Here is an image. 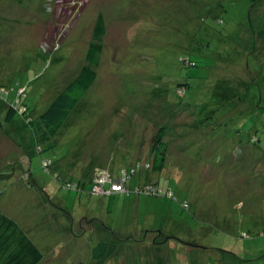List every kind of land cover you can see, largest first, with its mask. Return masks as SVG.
Listing matches in <instances>:
<instances>
[{
	"label": "rangeland",
	"instance_id": "obj_1",
	"mask_svg": "<svg viewBox=\"0 0 264 264\" xmlns=\"http://www.w3.org/2000/svg\"><path fill=\"white\" fill-rule=\"evenodd\" d=\"M119 1L121 0H103L101 4V0H0V32L2 30L0 35H3L2 39L0 38V86L14 85L17 82H21L27 88L28 98L25 102L27 105L33 107L35 105L39 106L47 93L50 101L48 100V103L41 106V108L46 109L60 92L59 90L54 94V88L49 85L68 64H70L68 69H72V66L70 53L66 52V50H58L55 55L51 56L52 62L50 65H47V68L44 69L47 55L44 53L43 48L53 50L56 44H63L65 42L63 49H66L70 43L69 39L81 35L78 39L75 38L73 40L72 45L76 46V50L72 58L75 61V59L83 57L79 49L85 50L87 37L88 41L91 39L95 25L94 21L101 10L100 6L108 9L109 14H111L110 17L117 16L116 9L119 8L117 6ZM127 1L133 6L125 10L124 15L119 18L121 23L113 25L111 31L113 36L111 35L107 38L110 47H107L103 55V64H101L97 82L95 81L88 92V96L83 99L82 104L80 103V112L85 114L84 112L87 111V115H83V118H86V122L84 121V123L86 124L88 120L94 121L93 129L102 127L104 122L108 120L112 123L110 126L114 125L111 128V132L114 131L113 134L115 133L116 139L118 135L120 137L129 135L130 137H139V140H142V138L150 140L153 131L158 127L166 128L171 135L177 126L173 122L170 123L171 114L163 110L166 108V105H162L163 108L161 110L163 111L154 113L153 106L160 104L159 101L161 99L156 97L157 100L151 101L147 96H141L140 100L137 101V98L140 94L146 93L145 91L150 92L152 90L154 83L156 84V77L165 80L169 79L171 73L177 72L178 67L180 68L179 59L181 55L192 53L195 60L197 59L195 53L199 55L203 53L204 57L201 56L199 60H195L198 62V66L191 69L190 74V69L187 70L181 66L184 70L181 73L183 77L196 76L200 79L197 83L198 86L196 85L195 92L191 95L188 93L184 98V102L187 105L189 104L188 106L193 104L195 100L199 102V98L207 94L204 93L206 90H203V85H209L208 80L211 77L216 79V76L212 74V69L205 70V68L213 66L215 62L217 64L218 61L215 60L216 53H219L221 49L223 50L221 55H223L226 52L224 46L238 45L239 38L242 47L240 48L241 53L235 54L239 59L238 63L246 64L248 58L250 64L249 70L251 73H254V76H249L247 82L251 81L254 86L252 88L256 89H259L262 83L264 84V82L259 80L261 73H258L264 72V69L260 67V64L264 62V51L250 50L253 34L249 28L251 20L256 27L264 28V1L261 4L253 5L247 0H218L224 10L219 19L220 22L206 23L202 30L194 34L198 41L205 42L207 46L202 50L193 52L190 48H186L184 44H180L179 47L167 46L165 43L153 45V42L156 40L154 36L143 37L144 33L143 35L137 34V31L144 28V25L132 28L136 19L133 16L134 8L138 22L150 21L153 31L159 32L161 31V27L167 30L168 26L171 29L174 27L177 19V27L169 31L171 33L170 39H173L177 43L180 41V38L186 35L187 29L185 27L183 30L178 28V25L183 23L180 17L184 15L178 17L175 14L172 16L168 13L174 9L171 6L175 1L179 5L177 6L179 11L186 9L184 0H168L167 3L165 0L162 8H158L160 6L159 2L157 4L152 3L153 7H145L148 9L146 11L143 7L144 13H141L142 2L144 0H136L138 2V9L137 2H134V0ZM216 1L212 0V2ZM189 3L190 0H188L187 6H189ZM169 7H171L168 9L169 12H166ZM123 28H125L124 33L126 32V35L123 34L122 36ZM85 34L88 36L86 37ZM136 35L138 36L135 37ZM174 35L177 37L176 39ZM117 38L127 48L126 52L121 50V45L119 46L120 51L114 49L113 44ZM167 41L170 42V40ZM148 43L153 46L154 55L152 58H149V54L146 51V56L144 54L138 55L136 50L140 49L143 52L144 48L146 50L145 46ZM129 47L131 48L129 49ZM167 47H170V49ZM68 48L67 50L69 51L71 47ZM242 48L245 51L250 50L249 53H244ZM169 51H172L173 54ZM237 65L242 68V64ZM154 67L156 72L154 71ZM102 71H107L108 75H111V79L106 74H102ZM41 73L42 75H40ZM223 73L224 76L229 75L228 72ZM37 75L40 76L37 77ZM104 77L106 80H109L107 81L108 83L104 82ZM73 78L74 76L70 78V81ZM53 83L51 84L52 86ZM157 85L161 86L162 84L158 83ZM192 97H195V99L193 100ZM122 100L125 103H122ZM223 101L220 100L218 102V114L213 121L211 120L212 124L220 125V131H226L231 137L235 136L236 138L225 142V144H228L226 150L229 152L223 151L221 152L222 156L218 155L220 158L218 168L210 166V164H213L212 159L209 163L206 162L207 158L210 157V153L213 154L215 151V148L208 149L203 145L202 148L197 150L196 158V145L194 146L196 141L193 139V135L191 137L188 133L189 125L183 126L180 138L173 136L170 140L172 146L171 153L175 155L170 158L172 167H169L160 177L162 187L171 188L178 195L179 201H174L170 198H157L156 211L154 204L151 206V204L143 202L140 210H144V212H140L142 216L138 218H141L140 221L144 219L138 224V226H141L147 225L150 221L159 224L161 219L165 217L162 220L164 233L174 235L181 242L191 241L189 245L201 246L208 244L212 250H204L202 252L199 249L200 247L192 248L189 246L185 248L194 249L192 255L188 254L187 250H185L181 254L171 251L170 256L166 250L162 257L161 263L163 264H189L190 260L191 264H264V217H262L264 215V159L260 160V156V162H252L245 159L242 162V170L236 166L240 163L239 159H241V155L236 156L237 153H235L238 148L236 147L238 140H244L247 132L251 129V125L248 126V124L252 123V121L257 122L256 124L258 125L263 124L264 110L261 111L263 114V119L261 120L254 113L252 109L254 107L250 103L251 101L249 102L248 100L247 112L251 109L253 113L251 115L245 113L243 117L240 113L242 108H234L226 103L227 101ZM234 102L235 100H231V103ZM255 102L256 106H258L260 100L257 99ZM89 106H92V110L89 109ZM261 107L264 108V102ZM77 117L80 118L78 115ZM97 119H100V121L96 123ZM242 120L246 123L243 126H239L243 122ZM206 124L208 125V123ZM3 125L6 128V124ZM33 136L34 132L29 128V130L25 129L24 131L23 137L25 140L21 136L13 135L9 136L8 139L15 143H22L23 147L33 148L31 149L32 151L36 144L35 138H33L34 143L31 141V137ZM120 137L118 138L119 143L115 142V150L119 154H122L123 144L120 142ZM263 138L264 135L258 134L256 143L260 141V147L263 148L264 152ZM61 140L65 142L63 145V142L60 145H55L54 150H45L41 155L39 153L31 154L29 151L30 159H28V163L32 161L31 167L34 170V175L42 174V170L44 171L41 164V156L45 158L54 157L59 152L61 155H64V153L77 150L75 140L71 136L69 138L65 136ZM173 147L179 149V152L175 151ZM145 149L148 151L147 147L140 149L143 151V156L147 155ZM26 150L28 149L25 148ZM115 150L114 153H116ZM1 152L0 146V154ZM54 152L55 154H53ZM2 157L4 156L2 155ZM13 157H15L13 162H16L19 155L6 154V159L0 160L10 161L11 159L9 158ZM24 162L20 161L16 163L17 165L13 167L14 172L17 170L18 164H20L18 166V169H20ZM198 168L202 175L199 174L197 177V173L195 172H197L196 169L198 170ZM216 170L220 173L215 172ZM224 170H228L229 173H225ZM230 170L238 175V179L227 176L231 173ZM14 175L12 184L18 181L19 172H16ZM152 176H154V179H157L160 175L153 174ZM44 177L46 176L44 175ZM226 178L230 181H225ZM222 179L224 181H221ZM49 181L48 179V184H50ZM221 183H229L228 187L224 188L227 192L237 185L242 196H236V191H234L233 198L224 199L222 207L220 206L215 209L217 204L214 202L213 192L211 191H214L215 195L218 193L223 198L227 196ZM134 184L137 183L135 182ZM31 192L34 193V190L32 189ZM75 195H77V192H74L68 198L67 203L63 204V209H56L50 202L45 204L46 207L53 209L54 220L56 218V223L53 227H47V229L52 228L49 236L51 240H59L50 244L52 247L46 249L49 251L46 253L50 254L48 264H78L75 259L85 255L89 245H92L93 242H96V240L103 236L118 240L120 238L118 235H121L119 233L126 234L125 232L131 230L130 223L134 225L132 219L138 217L135 206H131L128 203L137 199L138 196L136 194L130 197L116 195L111 200L110 206L108 205V199H101V206L96 207L98 206L96 205L93 208L90 206L91 210L87 213L76 202ZM83 197H85V200L82 203H92V200L95 198V196L92 197L87 194H83ZM181 200L188 201L191 204V208L183 209L180 207L179 203ZM17 202H19V210H16L15 213L17 215H24L25 210L22 208V202L19 201V198L11 201L13 205H17ZM88 207L89 205H87ZM65 211L71 212L74 219H76L75 216L77 214L81 216L86 215V224L79 221V219L80 227H78V222H76L74 223L75 227L73 229L71 227V230H69L70 219L68 215H65ZM153 213L155 214L153 215ZM146 214H150V216L144 218L143 216ZM166 214H170L173 221ZM93 218L96 220H93ZM44 220L48 224L51 218L45 217ZM91 220H93L92 225ZM255 221L258 224H255ZM83 225L85 226L82 227ZM89 227L96 229L93 234L79 231ZM112 229L117 235L112 232ZM137 230L141 231L140 228H137ZM43 234L46 236V233ZM60 238L61 240L73 241L68 246H62ZM152 239L154 238L152 237ZM219 240H232L231 248L228 250L235 254L238 252L237 259L232 257L224 260L222 258L224 255H221L222 253H218V250H216L223 244ZM119 242V254L117 252L115 255L116 260H118L117 264H152L138 254L143 248L142 244L133 245L134 241ZM174 243L179 245L180 242L173 241V248Z\"/></svg>",
	"mask_w": 264,
	"mask_h": 264
},
{
	"label": "trees",
	"instance_id": "obj_2",
	"mask_svg": "<svg viewBox=\"0 0 264 264\" xmlns=\"http://www.w3.org/2000/svg\"><path fill=\"white\" fill-rule=\"evenodd\" d=\"M102 1L103 0H101V4ZM164 1L165 0H144L142 2L143 6L141 7V13H144L143 7L145 11L148 10L145 7H153L152 3L157 4L159 2L160 6L158 8H162ZM184 1L186 9L183 11H179L177 7L179 5L175 3L176 1L172 3L173 5L171 6L174 7V9L169 12L168 9L171 8L169 7L166 11L172 16L174 14L178 17L184 15L183 17H180L181 22L183 23H180L178 28L183 30L185 27L187 29L186 35L185 37L180 38V41L177 43H175L173 39H170L171 33L169 32L177 27V19L173 28L169 29L168 26V28L165 27L167 29L165 30L161 27V31H153L150 21H144L142 23L138 22L134 8L133 16L136 19L132 28L144 25V28L139 29L137 34L143 35L144 33L143 37L154 36L156 40L153 42V45L165 43L167 46L179 47L180 44H184L186 48H190L192 52L206 48L207 44L198 41L194 34L202 30L206 23H219L221 13H224L223 6H221L218 0L216 2H212V0H190L189 6H187L188 0ZM247 1L253 5H257L259 3L261 4V2L263 3L264 0ZM134 2L137 1L134 0ZM167 2L168 0H166V3ZM117 6L119 7L116 9L117 16L112 17H110L111 14H109L107 8L100 6L101 10L94 21L95 25L93 27L91 39L88 41V35L85 34L87 37V44L85 43L86 49H79L83 54V57L75 59V61L72 58V55L76 50V46L72 45L73 40L75 38L78 39L81 35L69 39L70 43L68 46L69 48L71 47L69 49L67 46L69 51L67 48L63 49V44H65V42L63 44H56L53 50L43 48L45 51L44 53L47 55L44 69L47 68V65H50L52 62L51 56L55 55L58 50H66V52L70 53L72 66V69H68V66L70 65L68 64L62 72L58 74L55 79L56 81L54 80L55 82H52L53 86L51 85L52 83L49 85L54 88V94L59 90L60 92L56 98L54 97V100L52 99V96L51 99L53 101L46 109L41 108V106L48 103V100L50 101L47 93L45 94V97H43L42 103H40L39 106L35 105V107H33L27 105L25 102L28 98V93L26 86L21 84V82H17L14 85L0 86V131L2 132H0V146L2 150L0 159H6V154L19 155L16 162H13L15 157L9 158L11 159L10 161L0 160V264H48L50 254L46 253L49 252L46 249L52 247L50 244L58 242L59 240H51L49 236V232L52 228L47 229V227H53L56 223V218L54 220L55 215H53V209L46 207L45 204L50 202L56 207V209H63V204L67 203L68 198H70L74 192H77V195L74 196L76 202L85 209L86 213L96 205H98L96 207L101 206V199H108V205L110 206L111 200L116 195L130 197L133 194H136L138 196L135 201L128 202L131 206H135L137 210L136 213L138 212V217L132 219L134 225L130 223L132 227L131 230L125 232L126 234L119 233L121 235H118L120 237L118 240L110 237H100L96 242H93L92 245H89L87 248L88 252L86 249L85 255L75 259L78 264H117L118 260H116L115 255L117 252L119 254V241H134L132 243L133 245L142 244L143 248L138 254L152 264H163L161 263L162 257L166 250L169 256L171 251H176L177 254H181L182 252H185V250H187L186 252L188 254L192 255L194 249L185 248L189 246L192 248L200 247L199 249L202 252L204 250H212L208 244L201 246L189 245L191 241L181 242L178 241L180 239L174 235L164 233L162 220L165 219V217L161 219L159 224L150 221L147 225L138 226V224L144 220L140 221L141 218L138 219L142 216L140 212H144V210H140L141 205L143 202L149 203L151 206L154 204V209L156 211V204L160 198H170L171 200L179 201L178 195H176L171 188L162 187L163 185L161 184L160 177L169 167H172L170 158L175 155L171 153L172 146L170 140L173 136H178L180 138L183 126L189 125L188 133L191 137L193 135V139L196 141L194 144V146L196 145V158L197 150L202 148L203 145L208 149L215 148V151H212L213 154L210 153V157L207 158L206 162L209 163L212 159L213 164H210V166L212 168H218L217 166L220 162L218 155L222 156L221 152L223 151L229 152L226 150L228 144H225V142L236 138L235 136L231 137L226 131H220V125L212 124V121L218 114V102L224 100L223 102L227 101L226 103L234 108H242L240 113L243 117L245 113L251 115L254 111L256 116L262 120L263 114L261 111L264 110V108L261 107V105L264 102V84L262 83V85L259 86V89H256L252 88L254 86L251 81L247 82L249 76H254V73H251L249 70L250 64L248 58L246 64L238 63L239 59L235 54L238 52L241 53L240 48L242 46L240 44V38H237L239 40L238 45H225L224 49L226 52L223 55H221L223 51L221 49L219 53H216L215 60L218 61V63L216 64L215 62L213 66L205 68V70L212 69V74L216 76V79L211 77L208 80L209 85H203V90H206L204 93L207 94L200 97L199 102L195 100L190 106L184 102V98L188 93L191 95L195 92L198 86L197 83L200 79L196 76L183 77L181 73L184 70L181 66L184 69H190V74L191 69L197 68L198 66V62L195 60H199L201 56L204 57L203 53L202 55L195 53L197 58L195 60L192 53H185L183 54L184 56L181 55L179 59L180 68L178 67L177 72L174 74L171 73L172 75L170 74L169 79L165 80L156 77V84L154 83L152 90L150 92L145 91L146 93L140 94L137 98V101L140 100L141 96H147L151 101L154 99L157 100L156 97L161 99V101H159L160 104L153 106V109L155 110L154 113L163 110L166 113H170V123L173 122L177 126L176 130L173 131L175 134L172 133L170 135L166 128L158 127L153 131L150 140L144 138L139 140V137H130L129 135L121 137L118 135L116 139L115 133L113 134L114 131L111 132V128L114 125L110 126L112 123L108 120L104 122L102 127L93 129L94 121L88 120L86 124L84 123V121L86 122V118L84 119L83 115H87V111L84 112L85 114H82V112H80V105L82 104L81 102L83 99L88 96V92L97 80L98 73L101 70V64H103V55L105 54L107 47H110L107 38L111 35L113 36L111 32L113 25L121 23L119 18L124 15L125 10H128L133 5L127 0H121ZM138 8L137 2V9ZM138 13L140 14L139 10ZM249 28L253 34L252 47L250 50L264 51V28L256 27L252 20L250 21ZM124 30L125 28H123L122 36L123 34L126 35ZM0 33H2V30ZM2 37L3 35H0L1 39ZM174 37L175 39L177 38L175 35ZM167 40H170V42ZM120 45L121 50L126 52L127 48L123 46L117 38L113 47L114 49H117V51H120ZM255 46L257 47L256 49ZM145 47L146 50L144 48L142 52L140 49H137L136 53L138 55L144 54V56H146V51L149 54V58H152L154 55L153 46L148 43ZM130 48L131 47H129V49ZM167 48L170 49V47ZM184 50L186 51V49ZM249 51L244 50V53L248 54ZM169 52L173 54L172 51ZM237 64H242V68ZM260 67L264 69V62L260 64ZM154 71L156 72L155 67ZM223 72H228L229 75L224 76ZM258 73H261V78L259 80L264 82V72ZM102 74H106V76L111 79V75H108L107 71H102ZM40 75H42V73ZM40 75H37V77ZM73 76V80L70 81V78ZM105 81L108 83L107 81L109 80L105 79L104 82ZM157 82L162 85L158 86ZM192 99L194 100L195 97H192ZM257 99L260 100L258 106H256L255 102ZM231 100H235V102L231 103ZM248 100L249 102L251 101L250 103L254 107L252 108L253 111L250 109L247 112ZM122 103H125L124 100H122ZM163 104L166 105V108L161 110ZM89 109L92 110V106H89ZM77 115L80 116V118L77 117ZM98 121H100V119H97L96 123ZM206 123H208V125ZM245 123L246 122L243 121L239 126H243ZM256 123L257 122L252 121V123L248 124V126L251 125V129L246 134L247 139L245 137L244 140H238L236 144V147H238L235 151V153H237L236 156L241 155V159H239L240 163L236 166L242 170V162L245 160L243 157L244 153H257V155L260 156V160L264 159L263 148L260 147L261 143L260 141L256 143V137L258 138V134L264 135V121L262 125ZM3 124H6V128H4ZM179 125L181 129L179 128ZM29 128L34 132L31 141L33 142V138L36 140L34 150L31 151L33 148L23 147L22 143H15L8 139L9 136L13 135L21 136V138L25 140L23 137L24 131L25 129L29 130ZM65 136H67V138L70 136L71 138H74L77 150L64 153V155H61L60 152L57 155L54 152V157L50 156L45 158L41 156V164L44 171L42 170V174L34 175V170L31 167L32 161L28 163L30 153H39V155H41L45 150L52 151L54 150L55 145H60L63 142L61 139ZM119 137L121 144H123L122 154H119L117 150H115L116 143H119ZM64 143L65 142H63L62 145ZM145 147L148 148V151L145 149L147 155L143 156V151L140 149ZM25 148L28 150L25 151ZM173 148L175 151L177 150L179 152V149H176L175 147ZM114 150L116 153H114ZM2 155L4 157H2ZM255 160L260 162L259 157H256ZM20 161L25 162L21 165L20 169H18V166L20 165L18 164L17 170L14 172L13 167H15L17 165L16 163ZM196 171L197 172L195 173H197V177L199 174L202 175L199 168L198 170L196 169ZM16 172H19L17 178L18 181L12 184V178L15 176L14 174ZM215 172L219 171L216 170ZM224 172L229 173L228 170H224ZM43 174L46 177H44ZM153 174H158L160 176L157 179H154V176H152ZM227 176H230V174ZM48 179L50 180V184L47 182ZM221 181L224 180L222 179ZM225 181L230 180L226 178ZM135 182L137 184H134ZM221 184H223L222 188L224 189L225 187H228L229 183ZM32 189L34 190V193L31 192ZM234 191H236V196H242L237 185L229 192L225 190L227 196L224 198L219 196L218 193H216V196L214 191H211L213 192L214 202L217 204L215 209L220 206L222 207L224 199L233 198ZM83 194L92 197L95 196L94 199L97 200L93 199L92 203H82V201L85 200ZM17 198L22 202V208L25 210L24 215H17L15 213L16 210H19V202H17V205H13L11 201ZM218 199L219 201H217ZM87 205H89L88 208ZM179 205L183 209L191 208V204L186 200H181ZM154 214L155 213H153V215ZM65 215H68V218L70 219L69 230H71V227L72 229L75 227L74 223L76 222H78V227H80L79 221L86 224V215L81 216L77 214V216H75L76 219H74L71 212L65 211ZM166 215H169L172 220L170 214ZM147 216H150V214H146L143 217L145 218ZM45 217L51 218V221L48 224L46 220H44ZM262 217H264V215H262ZM71 219L73 220L71 221ZM93 220L96 219L93 218ZM93 220H91V225L93 224ZM255 224L258 223L256 222ZM84 226L85 225L82 227ZM137 228H140L141 231H138ZM95 230L96 229H91V227H89L79 231H86L89 234H93ZM112 232L116 234L113 229ZM43 233H46V236ZM152 237L154 239H152ZM172 240L177 241L178 243L180 242L179 245L174 243L173 248ZM72 241L73 240H61L60 238V244H62V246H68ZM219 241L223 242V244L216 250H218V253H222L221 255H224V257H222L224 260L237 257L238 252L235 254L228 250L231 248L230 245H232V240ZM189 264H191V260Z\"/></svg>",
	"mask_w": 264,
	"mask_h": 264
},
{
	"label": "bare ground",
	"instance_id": "obj_3",
	"mask_svg": "<svg viewBox=\"0 0 264 264\" xmlns=\"http://www.w3.org/2000/svg\"><path fill=\"white\" fill-rule=\"evenodd\" d=\"M243 157L246 160H250L252 162H256L255 158L256 157H259V155H257V154H251V153H244L243 154ZM230 171H231L230 177H233L234 179H238V175L236 173L232 172V170H230ZM231 180H233V179L231 178Z\"/></svg>",
	"mask_w": 264,
	"mask_h": 264
}]
</instances>
